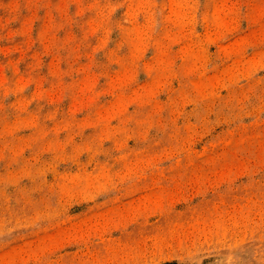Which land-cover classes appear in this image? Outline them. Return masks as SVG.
I'll return each mask as SVG.
<instances>
[{"label": "rangeland", "instance_id": "374dc122", "mask_svg": "<svg viewBox=\"0 0 264 264\" xmlns=\"http://www.w3.org/2000/svg\"><path fill=\"white\" fill-rule=\"evenodd\" d=\"M0 264H264V0H0Z\"/></svg>", "mask_w": 264, "mask_h": 264}]
</instances>
